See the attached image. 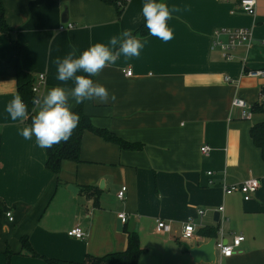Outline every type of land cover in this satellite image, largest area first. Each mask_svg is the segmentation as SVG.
Returning <instances> with one entry per match:
<instances>
[{
	"label": "crops",
	"instance_id": "1",
	"mask_svg": "<svg viewBox=\"0 0 264 264\" xmlns=\"http://www.w3.org/2000/svg\"><path fill=\"white\" fill-rule=\"evenodd\" d=\"M2 1L10 31L0 30V264L83 262L88 255L125 251L128 231L137 232L145 250L137 264H209L195 263L189 251L213 238L205 234L208 228H222L229 242L244 236L233 256L217 251L215 264H264V183L250 201L239 191L224 193L225 185L264 178L262 153L250 135L254 124L264 122V107L252 109L264 102V78L247 75L264 69V0H257L255 14L244 12L241 0H162L181 9L168 21L173 39L137 35L144 43L138 58L121 56L94 77L115 101L84 102L95 126L142 148L126 149L85 131L80 160L64 161L59 176L46 165L47 149L20 134L30 123L14 122L5 111L19 93L15 67L31 73L34 83L45 73L42 97L61 83L57 57L73 46L79 55L95 43L107 44L124 29L134 33L145 22L146 0H129L122 14L102 0ZM66 8L75 27L60 30ZM222 27L249 28L253 39L227 59L213 47L214 32ZM236 97L248 102L251 117L233 106ZM123 186L126 198L120 200ZM199 209L206 214L199 216ZM119 213H126V222ZM191 217L199 226L185 240L181 230ZM158 219L173 231H159ZM76 226L85 238L68 234ZM24 237L36 253L23 245Z\"/></svg>",
	"mask_w": 264,
	"mask_h": 264
},
{
	"label": "clouds",
	"instance_id": "2",
	"mask_svg": "<svg viewBox=\"0 0 264 264\" xmlns=\"http://www.w3.org/2000/svg\"><path fill=\"white\" fill-rule=\"evenodd\" d=\"M181 11L178 7H169L162 0H146L142 5V15L149 35L164 42L173 39V30L168 21L173 12ZM144 47L141 39L133 35L130 29H124L119 35L110 37L107 44L95 43L77 55L78 49L72 50L63 58L57 57L56 79L60 85L53 86L33 103L34 114L29 115L27 103L17 93L6 102L5 111L14 122L28 121L31 124L22 128L20 134L25 140L35 138L41 149L52 148L61 142H67L80 122V115L72 110L75 105L85 101L108 103L116 96L102 83L93 79L106 67L114 65L118 59L138 58ZM65 87L64 85H69Z\"/></svg>",
	"mask_w": 264,
	"mask_h": 264
},
{
	"label": "trees",
	"instance_id": "3",
	"mask_svg": "<svg viewBox=\"0 0 264 264\" xmlns=\"http://www.w3.org/2000/svg\"><path fill=\"white\" fill-rule=\"evenodd\" d=\"M106 3H111L117 7L119 14H122L127 6L128 0H102ZM0 30L3 32H9L10 29L5 19V7L3 1L0 0ZM148 29L145 27V22L133 33V35L143 36L147 35ZM17 54L20 53L21 47L18 43H15ZM16 79L18 83V90L23 100L27 103L29 109V115L34 114L33 109L35 105L33 101L36 98V94L33 92L34 79L31 73L25 71L20 65L16 67ZM94 79V77H93ZM264 102L256 103L252 108L253 111H262ZM80 115V122L78 127L74 130L71 138L65 143L61 142L52 148H47L48 159L47 167L59 176L64 161H79L80 151L82 146V137L85 131H91L95 134L105 138L108 141H113L120 144L126 149H140L141 145L136 143L127 142L120 139L113 132L100 128L94 125L91 117L84 110V103L77 105L74 109ZM31 124V119L28 120ZM251 138L254 144L261 150L262 158L264 160V122L256 123L250 130ZM2 206L0 204V215L2 214ZM218 229L208 228L205 230V234L211 237H218ZM128 247L125 251H118L109 253L104 256H92L88 255L83 262H73L60 259H47L52 264H137L139 256L145 251L140 244V239L136 231H128ZM23 245L27 247L33 253H36L32 248L28 238H23Z\"/></svg>",
	"mask_w": 264,
	"mask_h": 264
},
{
	"label": "built area",
	"instance_id": "4",
	"mask_svg": "<svg viewBox=\"0 0 264 264\" xmlns=\"http://www.w3.org/2000/svg\"><path fill=\"white\" fill-rule=\"evenodd\" d=\"M129 1V0H128ZM241 9L249 14H255L256 7H257V0H241L240 1ZM75 25L73 23L67 22L60 25V30L72 29ZM253 39L252 31L249 28H228L222 27L214 32V40H213V47H218L223 51L224 57L230 59V53L232 50L237 48L238 46H242L244 44H249ZM125 73L129 76L132 75V70L128 69L125 70ZM248 76L252 77H263L264 78V69L263 70H256L250 71L247 73ZM46 84V75L45 73H41L38 75L37 80L33 84V92L36 94V98H39L42 93V89ZM264 97V95H263ZM35 98V99H36ZM233 106L241 109V114L243 118L251 117V107L248 102L240 97H236L233 100ZM211 148L208 145L202 147V152L208 154ZM209 184H215L214 179V172H208ZM264 183V178H248L241 183L233 184V185H225L224 186V193L225 194H232L234 192H241L243 197L246 201H250L253 195L259 190V188ZM127 192V186H123L122 189L118 193V198L120 200H125ZM218 211L223 212L224 206H220ZM199 216H204L206 214L205 209L198 210ZM8 218L12 221L13 215L12 212L7 213ZM119 218L123 221H127L126 213H119ZM220 222V221H219ZM199 224L196 222L194 217L188 219L185 222L182 230H181V238L185 240L193 239L196 236L197 228ZM157 229L162 232L171 233L173 231L172 224L167 222L164 219L157 220ZM219 238H217L216 242V249L221 257H231L234 255L236 248H238L242 241L244 240L243 235H237L233 238L232 242L224 240V232L222 228H219ZM68 234L70 236L76 238H85L86 232L83 230L82 227L76 226L69 230Z\"/></svg>",
	"mask_w": 264,
	"mask_h": 264
},
{
	"label": "water",
	"instance_id": "5",
	"mask_svg": "<svg viewBox=\"0 0 264 264\" xmlns=\"http://www.w3.org/2000/svg\"><path fill=\"white\" fill-rule=\"evenodd\" d=\"M62 21L63 22L69 21V12H68L67 8L65 9V11L63 13ZM69 190L75 194V191L77 190V188L74 187L73 185H71L69 187ZM220 217H221L220 211H216L214 220L216 222H219ZM216 242H217V237H213L208 242H206L202 245L191 247L189 251H190L191 255L193 256L194 262L199 263L201 261H204V262H207L209 264H215L217 262V259H218Z\"/></svg>",
	"mask_w": 264,
	"mask_h": 264
}]
</instances>
